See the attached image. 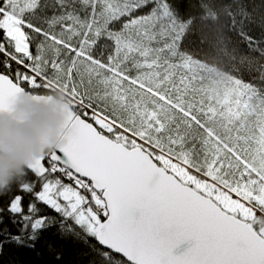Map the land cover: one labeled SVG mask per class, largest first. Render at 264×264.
Wrapping results in <instances>:
<instances>
[{"label":"snow or ice","instance_id":"snow-or-ice-1","mask_svg":"<svg viewBox=\"0 0 264 264\" xmlns=\"http://www.w3.org/2000/svg\"><path fill=\"white\" fill-rule=\"evenodd\" d=\"M183 3L0 0V111L66 97L62 143L29 169L110 264H264V33L249 26L264 2ZM241 43L261 59L237 62Z\"/></svg>","mask_w":264,"mask_h":264},{"label":"trees","instance_id":"trees-1","mask_svg":"<svg viewBox=\"0 0 264 264\" xmlns=\"http://www.w3.org/2000/svg\"><path fill=\"white\" fill-rule=\"evenodd\" d=\"M247 2L258 6L264 0ZM197 3L198 0H184L183 7L187 10L189 5ZM191 11L199 14L198 8H192ZM47 14L51 15V9L47 10ZM262 19L264 8L257 7L253 12L254 23L249 25L251 35L256 40L264 33V28L260 27ZM212 32L217 38L229 35L224 30L223 21ZM200 35V25H197L195 35L191 37L194 41L192 48L196 52H200L201 48ZM225 44L220 45L221 50ZM207 51L205 48V52ZM234 55L237 62L244 56L261 59L260 53L250 51L245 43L240 44V50ZM209 60L218 65L220 71L231 63L218 53L209 56ZM261 62L264 63V60ZM216 77L219 75L214 73L212 78ZM243 78L248 81L251 76L245 74ZM40 191V182L28 172L21 184H13L9 190L0 192V264H110V258L106 256L110 251L99 246L85 227L41 200L37 195ZM114 256L122 259L119 255Z\"/></svg>","mask_w":264,"mask_h":264},{"label":"clouds","instance_id":"clouds-1","mask_svg":"<svg viewBox=\"0 0 264 264\" xmlns=\"http://www.w3.org/2000/svg\"><path fill=\"white\" fill-rule=\"evenodd\" d=\"M50 101L18 93L11 111H0V192L21 184L32 162L62 143L68 102L60 91Z\"/></svg>","mask_w":264,"mask_h":264},{"label":"rangeland","instance_id":"rangeland-1","mask_svg":"<svg viewBox=\"0 0 264 264\" xmlns=\"http://www.w3.org/2000/svg\"><path fill=\"white\" fill-rule=\"evenodd\" d=\"M222 77H216V78H214V79H216V80H219V79H221ZM220 91H222V89H220ZM251 120H255V118L253 117V118H251ZM256 146L255 145H252V149H254ZM252 149H250V150H252ZM254 155H255V153H253ZM255 165H256V167H261V165H264V154H260V155H258V156H256V159H255ZM46 203V202H45ZM48 204V203H47ZM48 205H50V204H48ZM50 206H52V205H50ZM53 208H55L56 210H58L56 207H54V206H52ZM58 211H60V212H62L63 213V215L64 216H67V217H70V218H72L77 224H79L80 226H82V227H85V229H87L88 231H89V227L87 226V224L86 223H82V222H80L79 220H77V218L74 216V215H72V214H70V213H68V212H66V211H64V210H58ZM90 232V231H89Z\"/></svg>","mask_w":264,"mask_h":264},{"label":"water","instance_id":"water-1","mask_svg":"<svg viewBox=\"0 0 264 264\" xmlns=\"http://www.w3.org/2000/svg\"><path fill=\"white\" fill-rule=\"evenodd\" d=\"M29 172H30V171H29ZM89 231H90V233L92 234V236L95 237L96 243H98L99 246H101L102 248H104V249L110 251L109 248H107V247L104 246V244L101 242L99 236H98L95 232H93L91 229H89ZM182 247H183V245H182ZM116 255H118V254H116Z\"/></svg>","mask_w":264,"mask_h":264}]
</instances>
